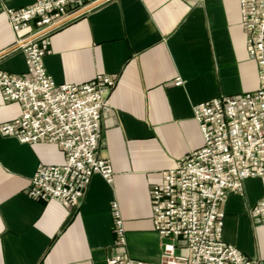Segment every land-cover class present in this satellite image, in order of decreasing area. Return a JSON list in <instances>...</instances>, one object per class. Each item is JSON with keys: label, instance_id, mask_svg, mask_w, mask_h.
<instances>
[{"label": "crops", "instance_id": "crops-1", "mask_svg": "<svg viewBox=\"0 0 264 264\" xmlns=\"http://www.w3.org/2000/svg\"><path fill=\"white\" fill-rule=\"evenodd\" d=\"M34 0H0V53L17 43L6 9ZM239 0H107L49 33L45 67L56 83L117 77L103 112L98 154L114 179L93 173L76 209L27 194L39 165H61L51 142L22 143L0 133V264H103L114 250L113 202L118 204L135 259L153 262L163 239L154 230L151 185L187 153L203 146L193 105L254 91L259 67L248 56ZM0 69L24 73L21 47L0 55ZM177 79L181 83L175 84ZM18 102L0 89V124L16 119ZM262 178L229 192L223 239L264 260V223L249 210L264 194Z\"/></svg>", "mask_w": 264, "mask_h": 264}, {"label": "built area", "instance_id": "built-area-1", "mask_svg": "<svg viewBox=\"0 0 264 264\" xmlns=\"http://www.w3.org/2000/svg\"><path fill=\"white\" fill-rule=\"evenodd\" d=\"M97 1L34 0L26 7L6 9L27 70L0 69L4 100L21 105L16 119L0 124V133L27 144L51 142L63 150L64 162L39 165L26 191L32 198L56 200L70 209L80 205L93 173L107 182L114 179L111 160L98 151L102 114L117 77L103 73L88 82L56 83L44 58L52 30H44L71 21ZM239 8L248 56L259 67L258 88L193 105L203 146L182 156L150 189L154 230L163 239L159 258L144 261L122 250L127 237L113 202L114 250L103 264H264L223 239L221 205L228 193L243 194L246 179L264 180V0H239ZM249 213L264 223V194Z\"/></svg>", "mask_w": 264, "mask_h": 264}, {"label": "water", "instance_id": "water-1", "mask_svg": "<svg viewBox=\"0 0 264 264\" xmlns=\"http://www.w3.org/2000/svg\"><path fill=\"white\" fill-rule=\"evenodd\" d=\"M104 1H105V0H101V1H97V2H95V3H92V4H90V5H87L85 8L81 9L78 13H79V14H82V13L86 12V10L93 8V7H95V6L99 5V4H101V2H104ZM56 27H58V25L51 26V27L47 28V29L44 30V31L53 30V29H55ZM20 46H21L20 43H16V44L14 45V47H12V48H10V49H8V50L2 51V52L0 53V55L3 54V53H6V52H8V51L13 50L14 48L20 47Z\"/></svg>", "mask_w": 264, "mask_h": 264}, {"label": "rangeland", "instance_id": "rangeland-1", "mask_svg": "<svg viewBox=\"0 0 264 264\" xmlns=\"http://www.w3.org/2000/svg\"><path fill=\"white\" fill-rule=\"evenodd\" d=\"M252 259H254V258H252Z\"/></svg>", "mask_w": 264, "mask_h": 264}]
</instances>
